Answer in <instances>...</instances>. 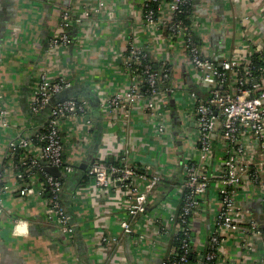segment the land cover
Segmentation results:
<instances>
[{
	"label": "crops",
	"instance_id": "crops-1",
	"mask_svg": "<svg viewBox=\"0 0 264 264\" xmlns=\"http://www.w3.org/2000/svg\"><path fill=\"white\" fill-rule=\"evenodd\" d=\"M98 1L115 2L116 19L109 22L103 15L90 13L81 27L76 18L82 15L84 8L93 7ZM135 1L0 0V28L6 27L0 40V94L15 112L14 126L0 127V173L7 169L4 161L9 141L31 135L44 124L29 121L22 111V107L25 113L30 110L31 96L43 73L51 80L65 78L68 89L87 86L99 99L100 111L93 110V101L86 98L92 120L90 127H86L83 120L76 126L71 121L64 124L66 156L75 158L77 167L88 157H93V162L102 153L107 160L116 162L119 155L128 151L137 168L153 167L166 178L149 197L146 215L130 218L125 210L131 203V194L126 189L113 185L93 193L92 180L86 176V171L83 176L73 177L78 168L73 174L60 177L64 187L62 204L70 221L77 225L73 237L62 235L54 218L48 214L45 198H20L9 193L3 198L0 217V264H161L168 256L180 209L185 162L199 160L193 104L187 93L196 90L203 97L205 87L197 82L184 54L167 51L163 35H150L145 31L134 7ZM60 11H68L75 19L69 28L70 43L49 50L48 43ZM195 12L203 25L199 35L215 59H218L219 49L222 59L246 58L253 45V35L246 41L240 28L243 29L241 25L247 18L258 31L256 39L264 41L261 0H197ZM130 43L151 50L155 67L160 68L162 61L173 65L172 83L176 88L175 93L168 96V106L171 113L176 112L181 118L183 131L179 120L174 119L167 134L156 136L154 121L147 117L142 102L136 104L129 121L122 119V114L113 115L114 119L105 117V99L115 91L124 92L130 83L121 58ZM95 139L100 140L94 150ZM222 146L217 131L212 140L213 161L208 163L213 176H218L221 170ZM217 183L214 179L211 181V190L192 219L193 232L202 242L214 230V219L220 209ZM239 201L245 222L264 227V207L259 192L256 189L242 191ZM13 217L26 223V233H13L9 222ZM122 221L130 222L136 234L123 235ZM103 237L109 242H103ZM112 238L119 239V245L113 244ZM238 245L223 244L220 264H264L262 236L254 234L250 246Z\"/></svg>",
	"mask_w": 264,
	"mask_h": 264
},
{
	"label": "built area",
	"instance_id": "built-area-1",
	"mask_svg": "<svg viewBox=\"0 0 264 264\" xmlns=\"http://www.w3.org/2000/svg\"><path fill=\"white\" fill-rule=\"evenodd\" d=\"M261 3L264 11V0ZM189 4L190 0H137L134 3L145 31L150 35H163L167 51L177 50L184 54L197 82L205 87L203 97H199L194 91L189 90L187 93L188 100L193 104L199 160L185 162L184 177L180 185V209L173 234L184 237L181 245L183 254L171 259L165 258L161 264H187V239L193 230L192 219L205 195L210 192L213 179L218 181L216 190L220 200V209L214 219L215 228L203 242L193 234V243L196 244L199 257L196 264H215L213 261L217 258L216 264H220L225 242H230L233 246L237 243L240 246H250L253 244L254 234L262 236L258 228L260 224L245 222L239 195L242 191L256 189L264 207V74L257 79L254 66L249 62L250 56L264 54V41L256 39L258 31L247 18L241 25L243 29L240 28L246 41L253 35V45L246 58L217 60L213 54L208 53L206 42L199 35L203 25L195 8L193 13L187 12ZM154 5L155 9L152 8ZM83 10L82 15L76 18L81 27L85 25L90 13L103 15L109 22L115 20L117 5L113 1H98L93 7ZM183 14L186 15V23L177 20ZM73 20L75 19L68 11H60L58 24L48 43L49 50L69 45L68 34ZM150 51L147 47L130 43L128 51L121 55L130 83L124 92L115 91L105 99V117L114 119L113 115L122 114V119L129 121L136 104L142 102L147 117L154 121L156 136H161L167 134L172 126L168 96L175 93L176 86L172 83L174 68L169 61H162L160 73L156 72L149 62L152 58ZM215 62L219 64L220 70ZM132 70H139V75H134ZM225 83H229L227 89L223 88ZM165 84L169 86L162 88ZM68 88L69 83L65 78L51 80L41 73L31 96L29 108L32 115L39 116L50 106L52 98ZM89 112V101L86 98L64 99L51 106L48 118L39 129L31 135H21L16 140L9 141L5 158L8 161L7 169L0 173V217L3 215V198L9 193H15L20 198H45L47 193L49 200H45L48 214L54 218L63 236L73 237L77 225L70 221L62 204L63 183L60 178L49 175L42 163L59 168L64 175H71L76 171L75 158L69 159L68 155L63 160L64 152L67 151L64 124L71 121L76 126L79 120H83L86 127H90L92 120ZM14 115L15 112L5 104L0 94L1 129L14 126ZM217 131L223 144V157L219 175L213 176L208 163L213 161L212 140ZM89 135L88 128L86 136ZM127 152L119 155L116 162L107 160L103 153L99 154L87 168L86 176L92 180L93 193H99L113 185L126 189L131 194L126 215L130 218L143 217L147 213L149 197L166 178L153 167L137 168ZM22 167L27 169L22 172ZM32 169L40 171L43 179L31 172ZM9 222L15 235L27 232L24 221L13 217ZM120 226L123 235L136 234L130 222L122 221ZM102 241L109 242L105 237ZM111 242L119 245L120 240L112 238ZM204 250L206 253L202 255ZM262 252L264 255V239ZM262 261L264 262V258Z\"/></svg>",
	"mask_w": 264,
	"mask_h": 264
},
{
	"label": "trees",
	"instance_id": "trees-1",
	"mask_svg": "<svg viewBox=\"0 0 264 264\" xmlns=\"http://www.w3.org/2000/svg\"><path fill=\"white\" fill-rule=\"evenodd\" d=\"M196 1L197 0H190V4L187 6V12L189 14L194 12L195 6L193 7V5L196 4ZM150 7H151V5H150ZM152 8L155 9L156 6L154 5V6H152ZM185 18H186V15L183 14V15H180L179 17H177V20L178 21L181 20V21H183V22L186 23ZM198 43H200V41ZM149 62L153 65L154 70L156 72L160 73L159 72V68L154 66V62L152 60H150ZM249 62H250V65L251 66H254V75L257 77V79H260V77H262L263 74H264V54L262 56L261 55L260 56L259 55H252V56H250L249 57ZM215 65H216L217 69L220 70V68L218 67L219 64L217 62H215ZM138 71L132 70V72H133L134 75H139V72ZM228 85H229V83H225L223 85V88L224 89H227L228 88ZM166 86H169V84H167V85L165 84V86L162 85L161 87L162 88H165ZM79 89H78V87H76L73 90L72 94L73 95H78V93L82 91L81 89L80 90ZM195 93L200 97V95L198 94V92L196 90H195ZM145 96H146V94H145ZM65 148H67V147L65 146ZM66 152L67 151H65L64 152V155H63V160L64 161L66 160ZM7 163H8V161L5 160L4 161V165L6 166ZM39 168H41V167H39ZM26 169H27V167L20 168V170L22 172H24ZM31 172H33L34 174H36L41 180L43 179L42 176H41V174H40V171H38L36 169H32ZM44 197H45L46 200H49L47 193H45ZM258 228H259V230H260V232L262 234V237L264 239V227L259 226ZM193 234H194V232L192 230L191 233H190V237L187 239V243H188L187 264H196L198 262V258H199L198 255H197L196 244L193 243V241H194V238H193L194 235ZM183 239H184V237L181 234H173L172 235L171 240H170L169 253H168V256L166 257L167 259H169V258L171 259V258H174V257H179V256H181L183 254V251L181 249V245H182V240ZM205 253H206V250H204L202 252V255L205 254ZM217 259H215L213 261V263L216 264Z\"/></svg>",
	"mask_w": 264,
	"mask_h": 264
},
{
	"label": "water",
	"instance_id": "water-1",
	"mask_svg": "<svg viewBox=\"0 0 264 264\" xmlns=\"http://www.w3.org/2000/svg\"><path fill=\"white\" fill-rule=\"evenodd\" d=\"M5 30H6V27L4 28H0V40L1 38L3 37V34L5 33ZM220 49L218 50V59L217 60H221V53L219 52ZM75 89V87H74ZM80 89L82 90L81 92L78 93V95H73L72 92H73V89H68L66 92H62L61 94L55 96L54 98H52L51 100V104L49 107H47L42 113H41V116H33L32 113L30 112V110H28L27 113H25L23 107H22V111L24 113V115L26 116V118L31 121H36V122H40V123H43L47 118H48V112L51 108L52 105H55L57 102L59 101H62L64 99H67V98H71V97H85L87 99H89L90 102L93 101V104H91V107H93L92 109L94 110H98L100 111V102H99V99L97 97V95L91 90L89 89V87H80ZM79 89V90H80ZM84 90V91H83ZM95 102V103H94ZM29 109V107H28ZM177 113L176 112H173L171 113V119H172V122L174 121V119H177L179 120V126L181 127V131H183V128H182V121H181V118L178 117V115H176ZM100 129V126L101 124H98L97 125ZM40 127H38L39 129ZM101 130V129H100ZM101 135V134H100ZM100 137V136H99ZM99 140L100 139H95L94 142H93V146H94V150L98 148V145H99ZM93 155V153H91ZM92 159L93 157H88L87 159H85L83 162H81L79 165H78V171L76 174L73 175V177H77V176H83L85 174V171L87 170V167L88 165H90L92 163ZM42 165L44 166L45 168V171L53 176V177H56V178H60V177H64L66 175H64L62 173V171L57 168V167H50V166H46L44 163H42ZM64 188V187H63Z\"/></svg>",
	"mask_w": 264,
	"mask_h": 264
}]
</instances>
